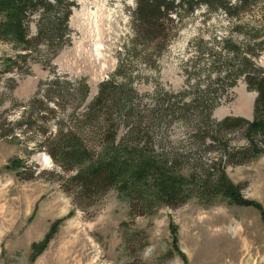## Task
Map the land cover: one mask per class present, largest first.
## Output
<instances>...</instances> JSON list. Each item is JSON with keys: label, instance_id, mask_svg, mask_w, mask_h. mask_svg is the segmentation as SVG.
Listing matches in <instances>:
<instances>
[{"label": "rangeland", "instance_id": "374dc122", "mask_svg": "<svg viewBox=\"0 0 264 264\" xmlns=\"http://www.w3.org/2000/svg\"><path fill=\"white\" fill-rule=\"evenodd\" d=\"M136 1H76L68 21L72 42L52 60V66L70 79H85L89 88L86 103L97 95L101 82L111 78L119 82V75L114 74L124 50L130 55L123 61L121 72L132 80L139 95H150L144 102L151 105L150 98L158 87L174 93L186 89L191 96L210 84L220 69L236 64L222 47L225 40L236 43L244 53L248 42L240 32L257 28L264 33L259 14L242 16L237 31L222 11L208 13L200 6L183 20L166 47L155 44L151 49L148 42L140 41L133 48L130 40ZM257 8L255 4L249 6L250 12ZM34 32L31 25L30 34ZM20 52L11 40L0 38V111L11 123L18 122L22 114L16 104L27 102L51 77L52 70L32 64L29 74H20L16 67L6 72L7 58L15 59ZM91 52L99 59L94 66L104 64L103 69L88 68ZM140 52L145 54L142 61L136 56ZM254 61L264 67V49ZM10 77L16 81L12 97L6 95ZM215 89L218 104L212 112L214 120L225 116L252 120L256 93L247 90L242 77L232 87L226 89L220 83ZM243 97L249 108L239 113L237 107ZM49 126L54 129L52 123ZM200 139L189 120H178L159 132L153 143L159 159L169 158L176 167L181 165V174H188L192 168L213 174L224 165L220 159L223 144L218 141L210 145ZM226 139L231 146H246L242 130L227 133ZM41 140L23 126L15 130L14 137L0 138V264H264V222L256 209L222 197L213 201L192 197L169 204L148 198L152 207L145 211V197L154 191L150 181L146 182L148 187L133 193L126 185L116 184L89 203L77 197L71 177L108 156L106 151L101 150L92 162L76 170L65 171L37 145ZM254 140L260 154L243 164L225 165L224 173L240 187L243 198L264 209V141L260 135ZM122 154L129 155V151H118V156ZM48 234L45 247L34 250ZM173 239L179 254L172 251L170 255Z\"/></svg>", "mask_w": 264, "mask_h": 264}, {"label": "trees", "instance_id": "16d2710c", "mask_svg": "<svg viewBox=\"0 0 264 264\" xmlns=\"http://www.w3.org/2000/svg\"><path fill=\"white\" fill-rule=\"evenodd\" d=\"M76 1L0 0V38L11 40L21 50L15 59L7 58L8 70L5 71L13 72L16 67L20 74H29L32 64L52 69L51 77L38 86L27 102L16 104L22 108L18 122L7 121L5 112L0 111V138L14 137L16 129L25 127L26 131L42 137L37 145L44 147L65 171L76 170L80 165L92 162L101 150L106 151L108 156L84 170L79 169L71 177L77 188V197L90 200L89 203L116 184L126 185L133 193L148 187L146 182L150 181V190L154 188V191L151 190L150 197H145L142 204L145 211L152 207L148 198L169 204L172 201L183 203L192 197L205 201L222 197L232 204L256 209L264 222V209L243 198L240 187L224 173L225 165L243 164L261 152L254 139L260 135L264 141V67L257 65L254 58L264 49V33L257 28L240 32L248 42L244 53L236 43L225 40L222 47L232 55L236 64H225L226 68L220 69L210 84L196 89L191 96L186 89L174 93L158 87L150 98L151 105L144 102L150 95H139L132 80L121 72L123 61L130 55L129 50H124L119 54L114 74L119 75V82L113 78L101 82L97 95L86 103L89 88L85 79H70L58 74L52 66V60L72 42L68 21ZM253 4L258 8L250 12L249 6ZM200 6H205L208 13L222 11L232 20L237 31L241 27L237 21L247 14L251 17L259 14L260 22L264 24V0H137L130 45L134 48L141 41L148 42L151 49L155 44L166 47L172 34L182 27L183 20ZM31 25L35 26L33 34H30ZM144 55V52L136 54L141 61ZM155 57L158 58L159 54ZM241 77L247 90L256 93L252 120L238 116L214 120L212 112L218 104L215 87L223 83L227 89ZM7 81L6 95L12 97L16 81L12 77ZM178 120H189L191 130L200 134L201 142L208 140L210 145L221 142L220 159H224V165L215 169L213 174L200 173L192 168L183 175L181 165L176 167L169 158L160 160L153 138ZM50 123L54 129L50 128ZM234 130L243 131L246 146L234 147L224 140L227 133ZM121 149L129 151V155L118 156ZM49 237L48 234L34 250L44 248ZM172 244L169 254L172 251L179 254L175 239Z\"/></svg>", "mask_w": 264, "mask_h": 264}, {"label": "bare ground", "instance_id": "6f19581e", "mask_svg": "<svg viewBox=\"0 0 264 264\" xmlns=\"http://www.w3.org/2000/svg\"><path fill=\"white\" fill-rule=\"evenodd\" d=\"M96 20H97V19H96ZM93 26H94V25H93ZM96 26H98V25H96ZM95 28H97V27H95ZM96 30H97V29H96ZM100 31H101V30H100ZM92 32H94V31L92 30ZM90 36H91V35H90ZM91 37H92V36H91ZM93 38H94V37H93ZM89 39H90V38H89ZM89 42H90V41H89ZM85 47H86V46H85ZM89 49H91V48H89ZM87 50H88V49H87ZM95 50H96V49H95ZM85 51H86V50H85ZM85 51H84V52H85ZM88 51H89V50H88ZM91 51H92V50H91ZM86 52H87V51H86ZM83 54H85V57H86V55H88V54H86V53H83ZM83 54H82V55H83ZM92 54H93L92 52H91V54L89 53V55L92 57V59H89V64H90L91 66L88 65V68H89V67L91 68L92 66H94L95 63L93 64V62H97V61H96V59H97L96 57H97V56H94V55H92ZM95 54H96V53H95ZM83 56H84V55H83ZM83 56H82V57H83ZM90 56H87V57L90 58ZM88 58H87V59H88ZM78 59H79V58H78ZM84 59H85V58H83V60H84ZM80 60H81V59H80ZM97 60H99V59H97ZM83 62H84V61H83ZM85 63H86V62H85ZM85 63H84V64H85ZM101 63H102V62H101ZM92 64H93V65H92ZM103 65H104V64H103ZM103 65H101V64H97V63H96V65L94 66V68H96V69H99V68H100V69H103V67H102ZM90 68H89V69H90ZM94 68H93V69H94ZM248 103H249L248 100H247L245 97H243V98L240 100V102H239V105H238V107H237V111H238L239 113H240V112H241V113H245L246 110H248V108H249Z\"/></svg>", "mask_w": 264, "mask_h": 264}]
</instances>
